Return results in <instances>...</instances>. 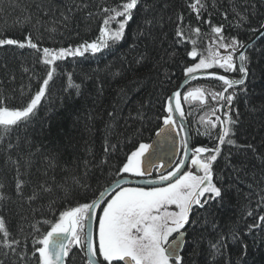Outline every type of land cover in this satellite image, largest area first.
I'll return each instance as SVG.
<instances>
[{"label":"trees","instance_id":"1","mask_svg":"<svg viewBox=\"0 0 264 264\" xmlns=\"http://www.w3.org/2000/svg\"><path fill=\"white\" fill-rule=\"evenodd\" d=\"M40 2L41 0H0V38L8 37L24 42L30 35L41 49L76 47L85 41L95 42L100 38L103 15L89 17L88 12H98L99 6L115 5L118 0H44V10L48 11V15L37 9L36 5ZM149 2L156 4L155 15L164 17L163 29L157 27L153 30L158 37L157 43L153 44L143 37L135 38L137 23L141 30L144 29L138 17L137 23H131L126 29L125 40L112 50L105 49L95 56L85 53L84 57H68L57 62L61 68L50 81L49 89L27 130V136L32 141V150L38 145L45 154L58 153V166L54 170L50 169L48 177H44L41 172L46 165L37 156L32 174L22 177L23 179L33 182L48 179L52 183L51 177H55L56 181H60L67 174L63 168L75 167L73 161L80 163L91 160L94 165H99L92 167L89 173L92 189L86 197L81 196L78 200L79 203L90 202L95 198L93 192L102 190L118 177L115 173L125 162L127 154L140 143H148L152 139L163 118L167 116L164 101L183 75L184 66L193 63L187 56V52L193 48L190 40L173 44L175 23L169 21V16L174 21V13L182 11L185 25L201 27L200 36L189 34L197 41L195 47L198 53L207 50V43L215 37L208 25L197 21L195 14L187 7L186 0H167L170 5L168 8H164L165 0ZM249 2L256 4V15L250 16V24L239 28L235 26L231 12L233 0H218L220 11L211 17L213 23L224 25L225 35L246 42L254 34L249 28L264 20V0ZM73 3L88 4L89 7L83 11H76L73 7L74 15L69 14L71 19L63 22L60 12L67 13V7ZM235 3L242 11L245 9V0H235ZM225 11L228 20H224L221 15ZM28 16L32 17L31 23H24L22 27L19 23H14L23 22ZM37 17L42 21L40 24L36 23ZM52 20L60 22L53 25ZM53 26L57 29L54 33L48 30ZM162 33H167L166 40ZM254 44L256 50L249 48L247 51L252 56L250 67L255 71V76H249L246 93L238 88L233 89L237 98L233 101L232 115L235 117L237 111L240 115L239 122L233 126L235 135L232 138L237 144H252L256 152L251 149L237 150L227 144L221 146V153L213 165L214 181L225 190V196L222 202L213 201L210 202V207L199 209L203 225L200 231L205 240L196 255H192L190 248H185L183 255L189 264H225V261L228 264H264V229L257 227L249 231L248 228L253 223V216L264 215V202L258 204L260 196L257 195L264 189V72L256 71L260 59L258 50L264 49V36ZM173 51L177 53L174 57L171 55ZM142 54L147 58L137 65L134 58ZM39 59V53L27 47L0 48V91L5 93L8 107H22V101H27L39 90L49 68L38 62ZM25 68L28 69L27 72ZM118 72L121 75H113ZM73 83L81 84L80 95L76 94ZM22 89L24 95H21ZM110 112L113 113L112 116L109 115ZM201 133L205 135V130L202 129ZM19 135V150L26 153L28 146L23 140L24 131ZM196 135L197 144L211 142V146H214L212 142L218 135V129L211 132L212 137ZM12 139L15 143L16 134H13ZM113 145L114 149L111 147ZM106 146L109 147L108 153H105ZM12 155L15 157L16 152L13 151ZM102 160L108 162L101 165ZM3 164V156L0 155V177L4 178L6 184L4 191L12 194L13 200H16L13 180L15 171L3 168ZM76 203L58 202L49 211L45 198L34 206L45 205L42 215L36 213L38 219L55 222L60 212L76 206ZM4 207L9 226L15 231L20 219L17 215L20 210L19 202L9 201ZM24 207L26 209L27 205ZM248 212H252L253 216H248ZM22 214L31 219V213ZM41 228L47 231L50 225H41ZM232 231L236 232V240L232 239ZM218 233L228 237L225 240L227 246L224 256L213 261L209 255L208 241L216 239ZM72 261L73 264H83L79 255L72 257Z\"/></svg>","mask_w":264,"mask_h":264},{"label":"snow or ice","instance_id":"2","mask_svg":"<svg viewBox=\"0 0 264 264\" xmlns=\"http://www.w3.org/2000/svg\"><path fill=\"white\" fill-rule=\"evenodd\" d=\"M187 7L200 24L208 25L211 34L215 39L213 43L217 48L223 49L226 55H220L219 51L209 49L207 55L198 53L195 45L196 39L192 35L200 36L202 29L199 26L185 25L182 11L174 13L175 20L169 16V21L175 23L173 32V44H181L191 41L193 48L187 52V56L197 61L191 65H185L183 74L187 80H197L202 77H211L223 83V90L210 92L212 99L219 104L218 108L212 110L214 120L208 121L214 129L219 123L222 126L221 132L217 135L218 145L215 148L195 147L191 149L187 137L182 138L184 159L176 162L175 167L165 173H160L159 179H147L152 174V168L157 166V161L153 159L155 153L149 155L152 145L140 143L130 155L126 156V161L117 168L115 175L119 179L115 180L111 192L108 188L97 189L93 192L95 198L90 202L79 203L81 196L87 195L92 189L89 183V175L94 165L91 160H84L80 163L73 161L75 167L63 168L67 173L62 180L56 181L51 177L52 183L48 179L33 182L22 177L30 176L32 168L36 164V157L39 156L46 167L41 175L48 177L50 169H55L58 164V153L45 154L40 146L32 150V141L28 139L27 130L36 116L38 105L45 97L49 89L50 81L54 74L61 68L58 61H63L68 57H84L85 53L95 56L105 49L112 50L126 38V29L131 23H137L139 17L144 25L141 30L137 23V33L135 38L143 37L151 40L153 44L158 42V37L154 35L155 28L163 29L164 17L155 15L156 4L149 0H118L115 5L99 6L98 12H88V16L103 15L102 26L100 28V38L95 42L85 41L76 47H61L51 49L40 48L33 42L31 36L26 37L24 42L13 38H0V48L15 46L20 49L25 47L39 53L38 62L49 66L46 78L42 80L39 90L27 101H22V107L10 108L6 104L7 97L0 91V155L3 156V168L9 171L14 170L13 176L14 195L4 191L6 184L4 178L0 177V264H73L72 257L81 256L83 264H189L185 260L183 252L185 248H190L192 255H196L204 242L205 237L200 229L203 227L199 217V209L210 207V202L220 203L225 196V190L214 183L213 165L221 153V146L227 144L240 149H251L256 152L252 144H237L232 138L235 135L233 126L239 122V112H233V101L237 98L235 91L239 89L247 92V81L249 76H255L252 65V56L248 54V49L256 50L253 42L244 43L236 37L224 34V25H216L211 17L220 11L218 0H186ZM245 9L242 11L237 7L235 0L231 5L233 20L237 28L245 24H250V16L256 15V4L245 0ZM38 10H43L44 15L48 11L44 10V0L36 5ZM73 7L76 11H83L89 7L88 4H75L67 7V13L60 12L62 21L66 22L74 15ZM170 7L165 0L164 8ZM2 11V8H0ZM71 14V15H69ZM207 14V18H205ZM224 20H228L227 11L222 12ZM31 16L25 17L19 23L21 27L24 23H31ZM42 21L37 17L36 23ZM60 21L52 20L55 25ZM230 23L232 21H229ZM6 23V21H5ZM66 26V24H65ZM56 32L53 26L48 29ZM249 31L264 36V20H260L258 25L250 27ZM192 35H189V34ZM163 39H167V33H162ZM260 59L257 62L256 71L264 72V49H259ZM174 57L175 51L171 53ZM199 57V59H198ZM146 55H138L134 62L139 65L146 60ZM238 58L239 66L235 60ZM219 68L224 73L238 72L239 79H229L226 75L218 72H210V69ZM28 71L27 68L24 69ZM114 76L121 73H114ZM170 78V77H169ZM14 79V77H13ZM31 79V77H30ZM69 79L71 76L69 75ZM2 83V82H0ZM77 95L81 94V84L73 83ZM123 91V90H122ZM102 94V89H101ZM21 95H24L23 89ZM205 90L196 87L186 94L177 90L164 101V111L167 116L163 118L166 128L174 129L177 122L174 119L178 113L181 119L184 116L182 101L201 100L205 97ZM223 111V118L216 115ZM255 111V109H253ZM110 116L113 113H109ZM202 117V121H203ZM181 131L183 126L180 125ZM24 131V142L28 146L26 153L20 152L21 137L19 133ZM13 134H16L13 143ZM161 133H157L160 135ZM205 135H211L210 130H206ZM113 149L115 146H111ZM13 151L16 156L13 157ZM109 152V147H105V153ZM191 153V164L195 167L196 173L186 170L185 160L189 159ZM208 153L205 157L203 154ZM228 157H225L227 159ZM107 160H102L101 165ZM163 167V165H158ZM23 169V171H21ZM38 171H40L38 169ZM199 173V174H197ZM143 180L145 185L152 187L145 188L139 186ZM251 187V186H249ZM257 195L260 196L258 204L264 202V189ZM107 196V199H106ZM47 199L46 207L51 209L58 203L69 204L76 201V206L69 207L60 212L58 220L50 222L47 219H38L36 213L43 214L45 205L35 207L39 202ZM12 201L19 202L20 217L15 231H13L5 216V205ZM25 205L27 208L25 209ZM174 206V210H169ZM23 212L31 213V219ZM99 213V214H98ZM248 216H253L248 212ZM96 220L97 229L94 235L92 222ZM207 222V221H205ZM41 225H50V230L43 231ZM264 229V215L253 216V223L248 225L249 231L253 228ZM233 240L238 237L235 231L231 232ZM228 237L223 233H218L217 238L208 241L209 255L213 261L224 256L226 248L225 240ZM75 249V251H74ZM225 264H228L225 261Z\"/></svg>","mask_w":264,"mask_h":264},{"label":"water","instance_id":"3","mask_svg":"<svg viewBox=\"0 0 264 264\" xmlns=\"http://www.w3.org/2000/svg\"><path fill=\"white\" fill-rule=\"evenodd\" d=\"M261 37H262L261 34L254 33L244 43H248L250 41L255 43ZM236 61H237V65L239 66L238 58L236 59ZM209 71L210 72H217V71H212V70H209ZM218 73L226 75L229 79H239L240 78V75L237 76V77H234V76H230V75H227V74H224V73H221V72H218ZM206 79H212V78L211 77H202V78H198L197 80H206ZM197 80H187L186 81V78L184 76L180 80V82L177 85V87L174 90L171 91L170 95L173 92L177 91V90L182 92L186 85L190 84L191 82L197 81ZM182 109H183V112H185L183 104H182ZM174 119L177 122V126L179 128V131L182 134V138L187 137L189 147L191 148L190 132L188 130L189 126H188V122H187V118H186L185 113H184V116H183L182 119H181V117H180V115L178 113L175 115ZM180 125L183 126V131H181ZM157 133H161V134L157 135ZM148 144L153 146L152 148L149 149V155L155 153V155L153 156V159H155L157 161V166H154L152 168V172H153L154 168H156V167H158L157 173L159 175H160V173H165V172L170 171L172 165L174 164V159L178 158V155H179V133H178L177 129L176 128L169 129V128H166V126L164 124H162L159 127V129L155 132L152 140ZM182 159H184V151H183ZM185 162H186V160H185ZM161 164L163 165V167H159L158 166V165H161ZM154 178L156 180H158L159 176L154 177ZM112 186H114V183L108 188L109 192H111ZM139 186L152 187V185H145L143 183V180L140 181ZM106 199H107V196H106ZM95 223H96V220H94L92 222V230L94 229Z\"/></svg>","mask_w":264,"mask_h":264},{"label":"flooded vegetation","instance_id":"4","mask_svg":"<svg viewBox=\"0 0 264 264\" xmlns=\"http://www.w3.org/2000/svg\"><path fill=\"white\" fill-rule=\"evenodd\" d=\"M230 74H232V75H238V73H236V72H233V73H230ZM192 85H196L197 87H201V88H203L207 93H206V95H208L207 96V101L209 100V98H210V95H209V93H208V90H210L211 89V92L212 91H214V92H218V91H222L223 90V83H220V82H217V81H213V80H198L197 82H195V83H193ZM230 90H233V89H230ZM212 99V98H211ZM212 103L214 104V106H215V108H217V107H219V104L215 101V103H214V100L212 99ZM207 104V103H206ZM206 104H201V105H195V103L194 104H192V103H188V102H183V105H184V109H185V112H186V116H187V118H188V124H189V127H190V130H191V136H192V142H191V148L192 147H207V148H209V149H212V148H215L217 145H214V146H211V142H207V143H204V142H202V143H200V144H197L196 142H195V138H196V134H198V136H200V137H204V138H206L207 136H205V135H203L201 132H202V128L198 125V124H196V123H194V121H192L193 119H191L190 120V114L192 115V114H194V113H197L198 114V110H200V109H202L203 107H205V105ZM210 104V103H209ZM206 112H203L202 113V115L203 114H205ZM222 114H223V112H222ZM199 123V122H198ZM199 128H201V129H199ZM219 127H217V128H214V130H213V132H216V130L218 129ZM197 129V131H195ZM179 131V130H178ZM179 133V132H178ZM220 133V128L218 129V134ZM179 136H180V133H179ZM209 136V135H208ZM210 137H212V135L210 136ZM217 137V136H216ZM215 137V140H213V142L212 143H218V142H216V140H217V138ZM183 144H182V141H180V149H179V156H178V159H182V157H183ZM203 156H205V155H203ZM189 163V162H188ZM187 163V167H188V169L186 168V170H189V171H192L191 170V168H192V166H190V164H188ZM172 168H174V166H172ZM152 175H155V176H157V173H156V170L154 169L153 170V172H152ZM169 210H174V206H172ZM98 223V222H97Z\"/></svg>","mask_w":264,"mask_h":264},{"label":"rangeland","instance_id":"5","mask_svg":"<svg viewBox=\"0 0 264 264\" xmlns=\"http://www.w3.org/2000/svg\"><path fill=\"white\" fill-rule=\"evenodd\" d=\"M208 47H207V50H205V51H201L200 53H202L203 55H207L208 54V50L209 49H212V50H216V51H219V53H220V55H226L227 53H225V51L223 50V49H220V48H217V46L213 43V40L211 41H209L208 43ZM198 59H199V57H198ZM195 62H197V61H193V63H195ZM235 62H236V64H237V61L235 60ZM192 63V64H193ZM191 65V64H190ZM238 66V65H237ZM210 70H212V71H217V72H221V73H224L223 72V70H221V69H219V68H213V69H210ZM184 77V74L179 78V80L177 81V83L175 84V87L173 88V89H171L170 90V92H169V94H168V97H169V95H170V93H171V91L172 90H174L176 87H177V85L179 84V82H180V80L182 79ZM195 82H197V81H194V82H191L190 84H188V85H186L185 86V88L183 89V91L181 92L182 93V95L183 94H186L189 90H191V89H194V88H196L197 86L196 85H192L193 83H195ZM234 90H229V92H233ZM211 92V89L210 90H208V93H210ZM212 92H214V91H212ZM205 93H207L206 91H205ZM210 95V94H209ZM207 96L208 95H205V97L203 98V101H201V100H192L191 98L189 99V101H187L188 103H192V104H194L195 103V105H201V104H206L205 105V107H211V111L208 113H205V114H203L201 117H200V119H198V122L196 123V122H194V123H196V124H198L203 130H210L211 132L214 130L212 127H211V124L210 123H208V121H211V120H214L215 119V116L212 114V110L215 108V106H214V104L212 103V96L210 95V98H209V100L207 101L206 99H207ZM184 102V101H183ZM210 103V104H209ZM214 103H215V101H214ZM202 106V105H201ZM222 112L223 111H220V112H217L216 113V115H219V116H221L222 118H223V114H222ZM190 116V115H189ZM193 117H194V114H193ZM202 117L204 118L203 119V121H202ZM202 123H201V122ZM189 125V124H188ZM217 127H219L220 129H222V126L218 123L217 124ZM216 127V128H217ZM201 128H199V129H201ZM218 128V129H219ZM195 131H197V129L195 130ZM215 131V130H214ZM208 136V135H207ZM210 136V135H209ZM204 155V154H203Z\"/></svg>","mask_w":264,"mask_h":264},{"label":"bare ground","instance_id":"6","mask_svg":"<svg viewBox=\"0 0 264 264\" xmlns=\"http://www.w3.org/2000/svg\"><path fill=\"white\" fill-rule=\"evenodd\" d=\"M28 37V36H27ZM239 76V75H238ZM34 96V95H33ZM218 108V107H217ZM185 111V110H184ZM199 112H198V114L197 113H194V117H193V114L191 115L190 114V119H193L192 121H194V122H198V119H200V117L202 116V113L203 112H210L211 111V107H203L202 109H200V110H198ZM185 113V115H187L186 114V112H184ZM166 114H167V112H166ZM186 118H187V116H186ZM187 121H188V118H187ZM201 122V121H200ZM202 123V122H201ZM189 126V125H188ZM189 132H190V142H192V136H191V130H190V127H189ZM155 134V133H154ZM154 136V135H153ZM216 137V136H215ZM152 140V139H151ZM179 140L180 141H182V134H181V132H180V138H179ZM211 141V140H210ZM216 142H218V140H216ZM214 145H218V143H213ZM196 147V146H195ZM195 147H192L191 149H194ZM135 150V149H134ZM133 150V151H134ZM127 155H130V153H128ZM183 155V154H182ZM205 155V157L208 155V153H205L204 154ZM179 156V155H178ZM190 156H191V153L189 154V159H187L186 160V164H185V166L187 165V163L188 164H190V166H192V168H191V170H192V172H194V173H196V169H195V167L191 164V159H190ZM180 159H178V158H175L174 159V164L172 165V166H174L175 167V164H176V162H178ZM125 161H126V159H125ZM186 168L188 169V167L186 166ZM155 170H156V173H157V169H158V167H156V168H154ZM165 173H167V172H165ZM197 174H199V173H197ZM157 176H159V174L157 173ZM157 176H155V175H152L151 174V176L150 177H147V179H155L154 177H157ZM214 177H215V173H214ZM115 180H117V178L116 179H114L113 181H111L110 183H108L106 186H104L103 188H102V190H104L105 188H109L114 182H115ZM214 180H215V178H214ZM214 183H215V181H214ZM144 187V186H143ZM145 188H148V187H145ZM101 190V191H102ZM99 214V213H98ZM96 229H97V224L95 223V225H94V229H93V233H94V235H95V233H96ZM48 230H50V229H48Z\"/></svg>","mask_w":264,"mask_h":264}]
</instances>
